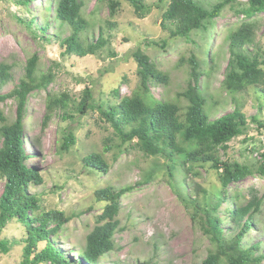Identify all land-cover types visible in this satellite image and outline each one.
Here are the masks:
<instances>
[{
	"label": "rangeland",
	"instance_id": "374dc122",
	"mask_svg": "<svg viewBox=\"0 0 264 264\" xmlns=\"http://www.w3.org/2000/svg\"><path fill=\"white\" fill-rule=\"evenodd\" d=\"M46 0H31L28 7L19 0H0V63L12 64L10 80L0 88V94L10 92L23 76L26 62L37 57L36 75L51 74L46 89L32 92L27 100L23 138L24 149L29 155L27 164L42 177L39 186L28 191L40 199L43 212L59 211L70 218L65 225L68 238L56 239L55 247L70 254L84 245L85 236L95 225V218L102 212L104 202H97L94 193L105 187L116 189L136 186L121 199L117 219L124 231L114 235L115 250L99 264H200L213 250L209 236L202 232L199 219L192 218L193 209L184 203L170 186L162 157L145 156L135 145L121 144L113 129L103 120L97 105L104 107L118 102L119 97L130 96L139 85L137 64L132 54L139 49L148 56L158 71L168 76L166 84L149 86V94L156 100L178 104L184 111L187 103L177 94L183 92L189 81L190 58L199 62L206 74L200 81L206 97L204 112L210 120L230 113L236 106L242 107L247 119L245 132L228 143V149L220 152L222 160L237 161L250 168L251 175L228 189V194L253 186L262 197L260 212L253 219L252 231L244 238V244L260 241L264 251V178L255 173L264 153V129L251 118L264 123V103L253 87L243 93L230 95L221 88L229 61L227 35L235 25L246 21L238 9L248 0H229L219 16L205 30H195L189 37H174L161 27L162 13L169 0H143L147 9L138 17L134 8L124 0L114 16L110 17L108 2L84 0L82 18L88 26L83 33L89 41H95L102 30L106 45L95 55L77 57L63 53L59 42L70 34L67 26L59 29L47 14L49 28L43 39L34 33V27L45 23ZM204 8L211 9L225 0H198ZM22 20V21H20ZM32 20V25L27 22ZM254 45L245 47L248 52L259 48L264 60V12L254 16ZM24 21V23H23ZM213 58V68L208 64ZM264 70V65L262 66ZM92 93L94 107L83 105L84 90ZM54 96L66 101L67 107L56 108L45 120L46 98ZM235 100V101H234ZM17 109L15 99L0 103V111L10 123ZM69 136L74 144L66 149ZM1 146V138H0ZM89 154H100L108 164V172L100 173L85 168L82 159ZM197 176L190 174L183 186L191 189L201 186L205 194H199L201 203L213 204L222 198L219 175L207 165L197 168ZM151 174L149 181H145ZM183 177L175 173L174 181ZM173 182V181H172ZM4 182L0 180V194ZM190 186V188H188ZM195 195H193L194 197ZM223 203L218 215L224 214ZM223 227H227L223 224ZM25 229L16 221H10L0 231V240L9 242L10 251L0 252V264H19L23 254ZM264 264V262H263Z\"/></svg>",
	"mask_w": 264,
	"mask_h": 264
},
{
	"label": "trees",
	"instance_id": "16d2710c",
	"mask_svg": "<svg viewBox=\"0 0 264 264\" xmlns=\"http://www.w3.org/2000/svg\"><path fill=\"white\" fill-rule=\"evenodd\" d=\"M31 0H19L27 6ZM108 2L110 17L114 16L120 2ZM133 8L138 17H143L147 9L143 0H124ZM225 0L206 9L198 0H169L162 13L161 27L174 37L187 38L195 30H205L206 25L216 19L223 9ZM44 6L46 24L35 26L34 33L43 39L49 28L47 14L53 13L52 21L59 29L67 26L70 34L61 39L59 44L63 53L77 57L95 55L107 43L102 30L95 41H89L83 36L88 24L82 18L84 0H46ZM244 14L246 21L235 25L227 35L229 61L225 69L221 88L230 95L243 93L253 87L264 103V60L259 48L248 52L245 47L254 45L255 30L258 25L254 16L264 12V0H248L245 7L238 9ZM22 21V20H20ZM24 23V21H23ZM30 20L26 24L32 25ZM137 64L139 85L130 96L119 97L118 89L113 95L118 102L104 107L97 105L103 120L113 129L121 144L135 141L137 148L145 156L162 157L166 160L165 168L170 178V186L178 194L182 202L193 209L192 218H198L202 232L209 236L213 250L200 264H263L264 251L260 241L244 244L245 235L252 231L253 217L260 212L262 197L253 186L244 192L228 194L233 184H238L251 175L249 167L237 161L222 160L221 151L228 149V143L241 136L247 128V119L241 106H236L230 113L210 120L205 114L206 97L200 84L203 75L199 62L190 58L189 81L183 92L177 94L184 98L187 105L184 111L178 104L170 101L156 100L149 94L151 84H166L168 76L158 71L148 56L139 49L133 54ZM210 69L213 68V58L208 59ZM12 64L0 63V88L11 78ZM37 57L34 55L26 62L23 76L19 83L8 93L0 94V103L8 98L15 99L17 109L15 118L8 122L0 111V180L4 182L0 194V231L13 220L20 222L25 229L23 239V254L19 264H99L105 256L115 250L114 235L124 231L117 219L122 197L130 193L136 186H124L118 189L105 187L97 190L94 197L97 202H104L102 212L96 216L95 225L85 236L84 245L75 253L70 254L76 260L64 255L66 252L55 247L59 237L68 238L65 225L70 218L59 211L43 212L40 199L28 191L29 187L43 183L38 172L27 164L29 155L24 149L23 138L27 137L24 120L27 111L29 95L38 90L46 89L50 83L51 74L36 75ZM235 101V100H234ZM83 105L94 107L92 93L89 88L84 90ZM67 107L66 101L48 95L46 98V117L48 121L56 108ZM259 128L264 129V123L256 117L251 118ZM66 149L74 144L69 136ZM85 168L100 173H107L109 166L100 154H89L82 159ZM218 172L223 197H217L213 204L201 203L199 194H205L200 185L194 184L191 189L184 190L187 177L197 176V168H205ZM175 173L183 177L180 183L174 181ZM255 173L264 178V153ZM151 174L146 178L149 181ZM173 181V182H172ZM193 195H195L193 197ZM227 203L223 215L218 211L223 203ZM226 224V228L223 227ZM7 240H0V252L10 251ZM114 264H123L114 262Z\"/></svg>",
	"mask_w": 264,
	"mask_h": 264
}]
</instances>
